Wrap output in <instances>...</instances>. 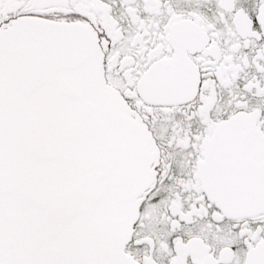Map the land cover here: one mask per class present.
<instances>
[{"label":"snow or ice","instance_id":"snow-or-ice-1","mask_svg":"<svg viewBox=\"0 0 264 264\" xmlns=\"http://www.w3.org/2000/svg\"><path fill=\"white\" fill-rule=\"evenodd\" d=\"M0 264H264V0H0Z\"/></svg>","mask_w":264,"mask_h":264}]
</instances>
